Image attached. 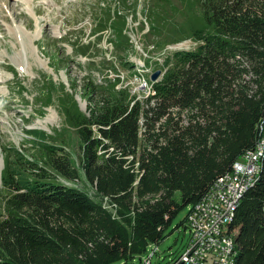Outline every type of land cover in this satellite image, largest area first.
<instances>
[{"label":"trees","instance_id":"16d2710c","mask_svg":"<svg viewBox=\"0 0 264 264\" xmlns=\"http://www.w3.org/2000/svg\"><path fill=\"white\" fill-rule=\"evenodd\" d=\"M186 1L179 31L198 45L164 60L153 93L137 99L118 88L119 77L88 82L82 112L61 87L58 105L81 145L77 167L51 144L33 143L30 159L2 150L0 264H128L263 140L264 0ZM162 15L150 31L160 30ZM101 16L92 32L109 29L112 18ZM112 31L114 46L126 43ZM80 171L114 214L56 182L77 181ZM229 229L234 264H264V154Z\"/></svg>","mask_w":264,"mask_h":264},{"label":"rangeland","instance_id":"374dc122","mask_svg":"<svg viewBox=\"0 0 264 264\" xmlns=\"http://www.w3.org/2000/svg\"><path fill=\"white\" fill-rule=\"evenodd\" d=\"M186 2L0 0V176L3 149L11 155L23 150L25 158L30 159V148L35 142L64 150L77 167L81 145L73 130L65 125L58 105L61 87L79 101L82 112L87 103L80 95L88 82L101 85L105 79L119 77L118 88H127L137 99L153 93L152 85L156 82H151L150 77L160 71L157 81L161 79L166 70L164 60L178 51H193L198 45L186 32L179 31L186 24L182 15ZM102 12H108L112 18L110 27L92 32L102 19ZM162 13L166 21L159 22L160 30L150 31V24L159 20ZM113 28L121 31L120 39H126V45L114 46ZM71 83L77 86L76 92L71 90ZM49 90L51 103L43 107L40 102L47 93L50 96ZM36 164L44 167L39 161ZM56 182L82 191L114 214L105 200L96 197L81 171L77 181L57 177ZM5 196L0 182V218ZM188 211L189 207L181 210L164 231V239L157 245H148L144 253L128 264H142L150 255L151 264L174 262L188 245L189 233L184 229Z\"/></svg>","mask_w":264,"mask_h":264},{"label":"built area","instance_id":"2783aa9c","mask_svg":"<svg viewBox=\"0 0 264 264\" xmlns=\"http://www.w3.org/2000/svg\"><path fill=\"white\" fill-rule=\"evenodd\" d=\"M257 144L242 156L238 170H230L213 185V193H205L197 203L189 206L185 218L188 245L171 264H227L224 254L232 233L229 227L241 200L252 189L253 152ZM151 256L142 264H151Z\"/></svg>","mask_w":264,"mask_h":264},{"label":"bare ground","instance_id":"6f19581e","mask_svg":"<svg viewBox=\"0 0 264 264\" xmlns=\"http://www.w3.org/2000/svg\"><path fill=\"white\" fill-rule=\"evenodd\" d=\"M263 154H264V138L262 141H260L257 144V149H256V151L253 152V159L255 161V165L253 168L252 188L257 183L260 172H261V160H262ZM238 168H239V162H236L234 164L232 170H238ZM220 180H222V179H220ZM220 180H218L215 184H217ZM206 193H213V186ZM236 256H237L236 246L234 244L233 238L230 236V238L228 240V246L226 247L225 254H224L225 263L234 264V260H235Z\"/></svg>","mask_w":264,"mask_h":264},{"label":"water","instance_id":"95a60500","mask_svg":"<svg viewBox=\"0 0 264 264\" xmlns=\"http://www.w3.org/2000/svg\"><path fill=\"white\" fill-rule=\"evenodd\" d=\"M160 75H161V72L160 71H156V72H154L152 75H151V77H150V80H151V82H157V80H158V78L160 77ZM77 101V103L79 104V101L78 100H76ZM80 109H81V107H79Z\"/></svg>","mask_w":264,"mask_h":264}]
</instances>
